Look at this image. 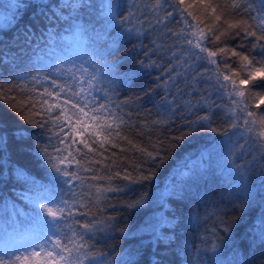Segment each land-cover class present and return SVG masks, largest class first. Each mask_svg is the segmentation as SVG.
<instances>
[{
    "label": "trees",
    "instance_id": "16d2710c",
    "mask_svg": "<svg viewBox=\"0 0 264 264\" xmlns=\"http://www.w3.org/2000/svg\"><path fill=\"white\" fill-rule=\"evenodd\" d=\"M11 2L12 0H0V18H3V29L0 30V119L6 123L9 132L19 126L35 133L40 130L25 121L24 117H31L32 113L28 111L29 106L23 102L27 101L28 97L37 100L45 88L51 89V83L33 82L31 75L37 72L47 73L58 83H63L68 78L67 69L51 64L48 61L51 59L49 52L57 49L82 63L78 58L82 55L79 52L80 41H85L84 47L90 50L95 37L91 32H85L82 36L75 35L74 30L69 28V24L73 23L70 19L68 23L46 21L34 8L20 11L8 8L7 5ZM152 2L153 0H127L126 7L135 14L129 27L136 24V17L144 20L145 16L153 26L149 28L147 22L143 25L136 24L142 34L137 36L133 31L132 34L126 35L107 57L117 65L116 75L119 80L111 86L101 85L108 92V98H105L103 91H98L97 94L100 96L99 102L108 104L126 121V124L121 126V136L127 139L113 137V143L117 144V147L106 144L104 149H100L103 151V157L97 153H89L85 157V160L102 162L93 163L91 172H80L81 176L85 177L83 184L76 182L79 187L74 188V191L83 193L82 202L87 204L94 214L81 219L111 223L115 230L98 232L93 243L100 251L107 253L136 252L134 259L137 264H150L154 252L159 253L157 258L163 257V264H185L186 258L181 251L183 246L191 249L188 260L190 264H195L197 249H204L209 242L221 243V255L227 260L232 255L228 249L234 243L240 245L244 234L251 232L250 225L264 214V148H259L255 133L247 131L240 113L237 111L236 116H233L228 111L231 107L229 98L223 90L218 91L214 87L215 77L208 83L200 79L191 80L187 65L182 67L185 58L181 56V52L187 45L177 43V38L164 29L163 25L155 24L153 14L145 7ZM212 2L222 3L223 0ZM253 2L259 8L264 0ZM187 3L193 4L189 11L198 17L201 27L207 31L213 20L195 0H187ZM137 7L143 10V15L137 12ZM165 9L173 10L168 4H165ZM160 14L163 15V12ZM13 15L15 19L8 23V18ZM65 16L67 17V13ZM175 18L182 20L184 17L177 12ZM89 19L82 15L77 22L85 23ZM224 19H232V14L227 13ZM45 24L59 33L55 43L45 42ZM168 24L174 31L185 27L171 19ZM27 26L30 27L26 32ZM95 28L99 30L100 24H95ZM224 28L226 25L221 27V31ZM236 31L239 30H231L227 37H222L211 49L228 50L222 54L224 59L221 55L216 59L221 64L220 71L224 75H231L238 83L240 79L247 78V70L243 67L246 62L233 56L231 50L247 55L250 60L260 59V50L252 48L255 37L245 40L242 33L235 36ZM115 35L116 31L109 32V37ZM96 43L101 48L107 46V40ZM146 51L147 57L144 55ZM140 60H144L145 64L150 60L156 61L160 67L141 68ZM225 63L230 64V70L224 67ZM85 67L89 65L85 64ZM99 67L100 65H97V68ZM209 67L215 69V65ZM56 68H59V73ZM169 73L172 79H169ZM40 79L43 80V77ZM260 84L261 80L257 78L245 87L252 89ZM33 88L38 91H30ZM255 91L264 92L259 87H255ZM44 98L46 97H40L41 100ZM18 101L20 103H17ZM213 101L215 104H212ZM248 102L253 105L255 103L251 97ZM39 107L37 103L33 111L39 110ZM252 110L260 113L264 111V105L261 109L253 107ZM202 116H210L212 122L205 124L203 128L199 123L189 125L188 121H197ZM237 118L239 126L231 128L230 123L237 122ZM155 121L159 123H154ZM49 127L53 131L42 135L35 143L48 144L51 137V145L63 147L55 136L58 129L51 124ZM212 128L218 131H211ZM189 132L191 134L186 135L182 141L173 139ZM161 141L164 147L168 148V153L163 166H158L139 149L154 152L158 150ZM173 143L179 144V147L169 148ZM74 147L82 145L77 144ZM93 147L97 148L98 145L93 144ZM51 150L50 147L49 151ZM83 152L87 153L88 150L83 149ZM5 155L7 156V153ZM13 159L19 165H26L38 180L48 182L44 179L43 166L38 163L34 153L13 155ZM137 165L140 167L137 168ZM84 166L88 167V164L85 163ZM75 167L73 165V169ZM241 168L247 185L246 192L237 188L241 179ZM149 170L155 172L153 180L139 181L140 173L148 175ZM117 171L120 172L119 177L114 176ZM127 173L139 182L124 179ZM93 175H113L114 178L111 181L92 180ZM23 184V181L16 179L14 171L8 168H5L0 176V227L9 231L13 222L16 227L23 228L28 223L29 214L33 212L34 205L24 198L30 193H26ZM90 185L118 187L120 191L103 192L97 200L96 197L100 194ZM169 185L175 186L181 194L168 195L165 190ZM161 193H165L166 200L157 202L155 198ZM144 194L148 195L149 200L141 207H127L128 203L134 202ZM54 195L59 196L60 193L55 192ZM85 210L81 208V211ZM15 211L21 215H14ZM160 215L167 216L175 225L174 228L162 229L172 239L170 242L152 244V237L144 231V226L146 222ZM112 217L115 219L110 220ZM222 222L233 226L234 234L231 239L229 234L223 231ZM121 229L128 231L123 232ZM248 255L258 264L259 260L264 258V248L253 245Z\"/></svg>",
    "mask_w": 264,
    "mask_h": 264
},
{
    "label": "snow or ice",
    "instance_id": "6c2138e0",
    "mask_svg": "<svg viewBox=\"0 0 264 264\" xmlns=\"http://www.w3.org/2000/svg\"><path fill=\"white\" fill-rule=\"evenodd\" d=\"M126 3L127 0H12L7 5L8 8L16 11L34 8L36 13L46 21L68 23L70 19L73 23L69 24V28L74 30L75 35L82 36L85 32H91L95 39L90 50L84 47L85 41H80L79 52L82 55L78 58L82 60V63L75 71L72 67L67 69L68 78L63 83H58L47 73L30 74L33 82L50 81L51 83V89L45 88L37 100L34 101L32 97H28L27 101L23 102L29 106L28 111L32 113L31 117H24L25 121L27 124L34 125L40 130L39 132L33 133L31 129L19 126L9 132L6 123L0 119V176L3 175L5 168L14 171L16 179L24 182L22 186L25 187L26 193H30L24 198L34 205L33 212L29 214L28 223L23 228L16 227L15 222L10 231L0 227V264H137L134 259L136 252L113 254L100 251L96 247L93 239L98 232L115 229L109 222L82 220L81 218L94 214L88 205L82 202L83 193L74 191V188L79 187L76 182L83 184L85 180L80 172H91L93 163L102 162L85 160L89 153H97L103 157V151L100 149H104L106 144L113 147L118 146L113 143V137L127 139L121 136V126L126 124V121L108 104L99 102L100 96L97 94L98 91H103L105 98H108L105 87L114 85L119 80L116 75L117 65L107 59L112 50L116 49L120 41L133 31L137 36L142 34L136 24L143 25L147 22L149 28L153 26L145 16L144 20L136 17V24H131L129 27L135 14L126 7ZM195 3L213 20L212 26L208 27L207 31L201 27L198 17L189 11L193 4L187 3V0H171V3L169 0H153L145 7L149 13L153 14L156 25H163L164 29L177 38V43L187 45L181 52V56L185 58L182 67L187 65L191 80L200 79L208 83L215 77L214 87L218 91L223 90L229 98L231 107L228 111L233 116H236L237 111L240 113L247 131L255 133V141L259 148H264V111L257 113L252 110L253 107L261 109L264 105V92L255 91V87L264 90V43H261L264 41V3L259 8L253 0H223L222 3L216 4L212 0H195ZM165 4L173 10H166ZM137 12L143 15V10L139 7H137ZM161 12L163 15L160 14ZM177 12L184 17L182 20L175 18ZM229 12L232 14V19H224ZM82 15L90 19L85 23H78ZM2 19L0 18V30L3 29ZM12 19H15V15L8 18L7 22L11 23ZM170 19L185 27L174 31L169 27ZM95 24H100L99 30L95 28ZM224 25L226 28L221 31ZM28 27L30 26L26 27V32ZM45 29L44 35L47 37L45 42L55 43L59 33L53 31L52 27L47 24H45ZM233 29L239 30L234 33L235 36H240L242 33L245 40L248 37H255L252 48L260 50L258 60H250L247 55H242L234 49L231 50L233 56L246 62L243 67L247 70V78L240 79L238 83L232 79L231 75H224L220 71L221 64L216 59L218 55L224 59L222 54L228 50L219 48L218 51H213L211 49L212 45L220 42L222 37H227ZM110 31H116V35L109 37ZM217 32L219 34H216ZM104 40H107V46L99 47L96 42ZM144 55L147 57L148 52L146 51ZM101 61H103L102 64ZM85 64L89 67H85ZM139 64L141 68L160 67L156 61L151 60L147 64L144 60H140ZM97 65L100 67L97 68ZM209 65H215V69ZM224 67L229 70L231 68L228 63H225ZM55 70L59 73V68ZM40 77H43V80ZM257 78L261 80L260 85L252 89L245 87L250 82H255ZM169 79H172L170 73ZM30 91L38 90L33 88ZM40 97L46 98L41 100ZM249 97L255 101L254 105L248 102ZM166 99L165 97L164 100ZM37 103L40 105L39 110L33 111ZM212 104L215 102L213 101ZM216 107L228 106L216 105ZM211 122L210 116L199 117L197 121H188L189 125L199 123L202 128ZM154 123H159V121ZM50 124L58 129L55 131V136L63 147L51 145V137H49L48 144L35 143L41 139L42 135L53 131L49 127ZM229 126L237 128L239 118L237 122L230 123ZM211 131L215 132L218 129L212 128ZM190 134L191 132L185 133L173 139L182 141L186 135ZM77 144L82 147H74ZM93 144L98 147L94 148ZM50 147L51 151H49ZM175 147H179V144L169 145V148ZM83 149H87L88 152L84 153ZM139 151L148 156L156 165L163 166L168 148H165L161 141L158 150L154 152H148L146 149H139ZM26 152L34 153L38 158V163L43 166L42 171L47 183L38 180L26 165H19L13 159V155L22 156ZM85 163L88 167L84 166ZM73 165L76 166L75 169ZM136 167L139 168L140 165ZM239 175L241 179L237 188L241 192H246L247 185L242 168ZM114 176L119 177L120 172H115ZM114 176L93 175L91 179L111 181ZM154 176L155 172L149 170L148 175L140 173L139 181H151ZM123 178L139 182L134 180L130 173ZM90 187L95 188L96 193L100 194L96 197L97 200L101 198L103 192L120 191L118 187L104 188L98 185H90ZM55 192H59L60 195H54ZM165 192L171 196L181 194L173 185H169ZM155 199L157 202L164 201L166 195L161 193ZM148 200V195L144 194L134 202L128 203L127 207L139 208ZM50 204L52 207H49ZM81 208L86 210L81 211ZM13 214L21 215L18 211ZM109 219L114 220L115 218ZM101 224L104 226L100 227ZM222 224L224 225L223 231L228 233L231 239L234 234L233 226L228 222H222ZM169 227L174 228L175 225L167 216L160 215L146 222L144 231L152 237V244H159L171 241L172 237L162 231ZM250 227L251 232L244 234L241 244L234 243L228 249L232 253L229 259L225 260L222 257L221 243L209 242L204 249H197L195 264H255V261L249 258L248 253L252 251L253 245L264 248V214H261ZM121 231L127 232L128 230L121 229ZM181 251L186 258L185 264H190L188 257L191 255V249L183 246ZM158 256L159 253L154 252L150 264H163V257L157 258ZM258 264H264V258H261Z\"/></svg>",
    "mask_w": 264,
    "mask_h": 264
},
{
    "label": "rangeland",
    "instance_id": "374dc122",
    "mask_svg": "<svg viewBox=\"0 0 264 264\" xmlns=\"http://www.w3.org/2000/svg\"><path fill=\"white\" fill-rule=\"evenodd\" d=\"M49 53L51 55V57L49 58L51 59H48V61L53 65L64 67L66 69L72 67L73 71H75L76 68H78L80 65V63L77 62V60L73 59L72 57L68 56L66 53H63L60 50L56 49L55 51H51ZM49 207H52V206L49 205Z\"/></svg>",
    "mask_w": 264,
    "mask_h": 264
}]
</instances>
